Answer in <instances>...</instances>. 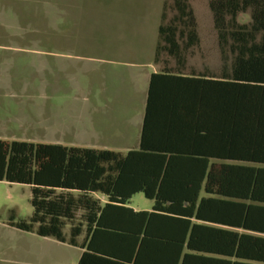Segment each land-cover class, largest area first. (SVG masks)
Returning a JSON list of instances; mask_svg holds the SVG:
<instances>
[{
  "label": "trees",
  "instance_id": "1",
  "mask_svg": "<svg viewBox=\"0 0 264 264\" xmlns=\"http://www.w3.org/2000/svg\"><path fill=\"white\" fill-rule=\"evenodd\" d=\"M207 2L220 72L152 73L137 148L0 138V180L32 192L10 225L79 247L77 264H144L152 242L166 264H264V0ZM197 25L190 0L165 1L155 59L181 65ZM137 193L151 210L129 205Z\"/></svg>",
  "mask_w": 264,
  "mask_h": 264
},
{
  "label": "rangeland",
  "instance_id": "2",
  "mask_svg": "<svg viewBox=\"0 0 264 264\" xmlns=\"http://www.w3.org/2000/svg\"><path fill=\"white\" fill-rule=\"evenodd\" d=\"M165 1L0 0V93H22L0 94V110L21 115L0 119V138L125 151L137 139ZM190 4L201 38L195 56L216 68L208 2ZM31 195L28 184L0 180V264H77L79 247L9 224L12 213L31 217ZM130 203L152 209L154 201L137 193Z\"/></svg>",
  "mask_w": 264,
  "mask_h": 264
},
{
  "label": "crops",
  "instance_id": "3",
  "mask_svg": "<svg viewBox=\"0 0 264 264\" xmlns=\"http://www.w3.org/2000/svg\"><path fill=\"white\" fill-rule=\"evenodd\" d=\"M160 24V23H159ZM159 27V25H158ZM198 28V34H199V39H200V43H199V47H197L195 50H193L191 53H189L186 56H181L179 61L182 63L181 65H174V61H175V57L173 56H161L159 60L155 59V55H153V58L151 59L150 63L148 64V66L150 67V71L148 72V86H147V92H146V99H145V103H144V108L143 111L141 113V119L139 121V124L137 126V139L135 140L134 143H132V145H127V149L124 150H120V149H114V148H110V147H95V148H107V149H112V150H116V151H122V152H127L129 149L131 148H137L141 142V133H142V127H143V122H144V117H145V110H146V103H147V97H148V91H149V85H150V79H151V74L152 73H164L167 75H174V76H182V77H207L210 75L211 71L217 72L219 74L221 66H222V60H221V56L219 53V60H220V66L216 67V68H212L209 65V61L207 56H199L196 57V51L201 47V38H200V32H199V25H197ZM216 39H217V34H216ZM157 40H158V36H157ZM157 44V42H156ZM218 46V44H217ZM219 52V50H218ZM168 61L171 64L170 65H165V62ZM169 85V84H166ZM0 94H5V95H10L14 98H16L20 93L19 91H7L5 93H0ZM17 116H21V115H17V114H9L7 112V107H4L0 110V119L2 118H10L14 119ZM49 123V124H48ZM51 123L50 122H45L42 124V130L43 132H45V130H49ZM126 133L125 132H117V137H125ZM5 139V138H4ZM11 140V139H8ZM13 140H24V141H33V142H47V143H58V142H53V141H49V140H35V139H13ZM94 147V146H92ZM96 196L99 197V194H95ZM105 201V199H103ZM132 208H134L135 210H151V209H141V208H136L133 207L131 205V203L129 204ZM66 235H68L66 233ZM156 237H165V236H160L155 235ZM150 248L148 250H142L140 253H142L140 255V259L141 256L148 253L150 254L148 260H146V263L144 264H159V262H161L162 264H166L168 262H170L171 260V254H172V250L171 249H163L162 251H160V247L159 246V242H152L150 244ZM157 246V247H156ZM81 250V249H80ZM81 254V253H80ZM80 257V256H79ZM162 258V259H161ZM143 259V257H142ZM144 260H145V256H144ZM131 264H133L131 262Z\"/></svg>",
  "mask_w": 264,
  "mask_h": 264
}]
</instances>
